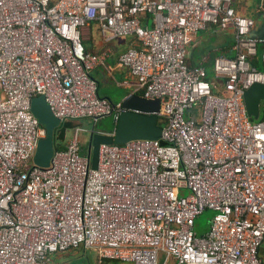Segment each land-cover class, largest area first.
Wrapping results in <instances>:
<instances>
[{
	"label": "built area",
	"instance_id": "2783aa9c",
	"mask_svg": "<svg viewBox=\"0 0 264 264\" xmlns=\"http://www.w3.org/2000/svg\"><path fill=\"white\" fill-rule=\"evenodd\" d=\"M92 25L106 42L133 39L119 65L160 101L161 136L102 144L92 169L78 129L39 167L35 98L61 123L123 112L91 75L106 56L82 44ZM255 27L234 0H0V264L87 250L97 264H264V101L254 122L244 100L264 86ZM210 28L232 32L234 57L215 58L209 76L186 57Z\"/></svg>",
	"mask_w": 264,
	"mask_h": 264
},
{
	"label": "crops",
	"instance_id": "0c3cea01",
	"mask_svg": "<svg viewBox=\"0 0 264 264\" xmlns=\"http://www.w3.org/2000/svg\"><path fill=\"white\" fill-rule=\"evenodd\" d=\"M234 10L238 15L252 19L255 22L256 27L252 31L253 33L250 34L252 39L264 38V6H261L260 0H234ZM96 31L98 32V30H94L95 33L92 34L91 28L85 30L82 44L85 50L90 53L106 55L105 64L100 65L91 73L99 84L100 96L109 99L114 105H121V101L128 96L135 94L141 96L142 92L138 90L137 80L131 77L126 68L119 65L120 55L133 45V39L121 38L106 42L99 32L96 33ZM85 42H90L89 47L85 45ZM233 45L234 37L232 32H222L218 29L210 28L195 38L187 53V65L189 67H201L208 72L212 68V62L215 58L231 59L234 57ZM208 74L210 76L211 72ZM125 82H128V84H124ZM64 123L68 124L65 136H62L64 131L57 133L58 143L61 144L60 148H66L76 131L83 129L84 131L80 132V135L84 136L80 137V140L86 149L89 137L96 126L94 122L90 119H82ZM98 132L111 133L105 132L102 128ZM261 258L264 263V245L261 249Z\"/></svg>",
	"mask_w": 264,
	"mask_h": 264
},
{
	"label": "water",
	"instance_id": "95a60500",
	"mask_svg": "<svg viewBox=\"0 0 264 264\" xmlns=\"http://www.w3.org/2000/svg\"><path fill=\"white\" fill-rule=\"evenodd\" d=\"M244 100L248 116L254 122L259 121L264 86L254 85L246 92ZM121 107L123 112L111 133L98 132L99 127L95 126L89 137L86 154L92 169L97 166L98 148L102 144L122 145L132 140H158L161 136L156 116L160 111L159 100L147 101L135 94L124 98ZM31 111L46 131V137L40 140L33 161L35 165L48 169L57 150L56 132L62 123L54 116L43 96L32 101Z\"/></svg>",
	"mask_w": 264,
	"mask_h": 264
},
{
	"label": "rangeland",
	"instance_id": "374dc122",
	"mask_svg": "<svg viewBox=\"0 0 264 264\" xmlns=\"http://www.w3.org/2000/svg\"><path fill=\"white\" fill-rule=\"evenodd\" d=\"M92 29V34H94V30H97L95 25H92L91 27ZM96 33H98L96 31ZM89 43L90 42H85V45L87 47H89ZM211 69L208 70V73L211 72ZM114 123L113 120L111 118H107L103 121H101L100 124L96 125L97 127H99V129L102 128V130H104L105 132H112L114 129ZM84 135H80V137L82 138ZM82 145V143H81ZM82 149L84 150L85 148L82 145ZM30 165H32V163H30ZM181 195L183 196H187L190 194L189 190H181L180 191ZM214 216V212L211 210H206L196 221V227L195 230L197 232L198 235L202 236L204 235L208 229H209V225H210V221ZM106 264H116L113 261H105ZM52 264H97V256L94 252L92 251H70L67 252L65 254L62 255H58L53 259V263ZM119 264V263H117Z\"/></svg>",
	"mask_w": 264,
	"mask_h": 264
},
{
	"label": "trees",
	"instance_id": "16d2710c",
	"mask_svg": "<svg viewBox=\"0 0 264 264\" xmlns=\"http://www.w3.org/2000/svg\"><path fill=\"white\" fill-rule=\"evenodd\" d=\"M262 119L264 120V116H262ZM159 127H161L160 123H159ZM67 128H68V124L63 123V124L61 125V127L57 130L56 133H59V132H63V131H64V135H62V136H65V130H66ZM58 147L60 148V147H61V144L57 142V148H58ZM84 151L86 152V149H84ZM101 264H106V263H105V261H104V262H102Z\"/></svg>",
	"mask_w": 264,
	"mask_h": 264
}]
</instances>
